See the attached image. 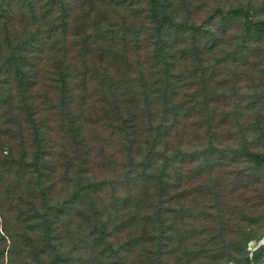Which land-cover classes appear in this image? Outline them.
Wrapping results in <instances>:
<instances>
[{
  "label": "trees",
  "instance_id": "trees-1",
  "mask_svg": "<svg viewBox=\"0 0 264 264\" xmlns=\"http://www.w3.org/2000/svg\"><path fill=\"white\" fill-rule=\"evenodd\" d=\"M256 27L264 37V22ZM184 31L172 0H0V241L8 256L41 264L72 213L93 223L92 236L125 233L123 248L168 235V171L178 157L186 171ZM191 37L196 82L202 49ZM244 154L264 169V157ZM69 185L74 192L59 204ZM106 188L110 204L100 197ZM250 240L233 244L235 264L258 263ZM217 254L224 259L222 248Z\"/></svg>",
  "mask_w": 264,
  "mask_h": 264
},
{
  "label": "rangeland",
  "instance_id": "rangeland-1",
  "mask_svg": "<svg viewBox=\"0 0 264 264\" xmlns=\"http://www.w3.org/2000/svg\"><path fill=\"white\" fill-rule=\"evenodd\" d=\"M172 2L185 24L187 126L181 140L186 171L178 169L179 157L168 171V235L123 248L125 233L106 229L92 236L93 223L72 213L61 218L54 250L41 256V264H235L241 256L233 244L264 230V169L244 154L264 157V37L256 31L264 22V1ZM192 35L202 49L196 82ZM74 189L62 188L59 204ZM100 197L110 204L107 188ZM5 245L7 239L1 240L0 264L8 257L23 264L25 255L15 251L10 257ZM220 248L224 259L217 254Z\"/></svg>",
  "mask_w": 264,
  "mask_h": 264
},
{
  "label": "water",
  "instance_id": "water-1",
  "mask_svg": "<svg viewBox=\"0 0 264 264\" xmlns=\"http://www.w3.org/2000/svg\"><path fill=\"white\" fill-rule=\"evenodd\" d=\"M264 246V234L259 236L253 241L247 242V251L249 254H253L256 250Z\"/></svg>",
  "mask_w": 264,
  "mask_h": 264
},
{
  "label": "flooded vegetation",
  "instance_id": "flooded-vegetation-1",
  "mask_svg": "<svg viewBox=\"0 0 264 264\" xmlns=\"http://www.w3.org/2000/svg\"><path fill=\"white\" fill-rule=\"evenodd\" d=\"M263 234H264V230L259 235L254 237L251 241L257 239L259 236H261ZM249 257L252 258V259L253 258L254 259H258L259 261H258L257 264L264 263V246L261 247L260 249L256 250L253 254H249Z\"/></svg>",
  "mask_w": 264,
  "mask_h": 264
}]
</instances>
